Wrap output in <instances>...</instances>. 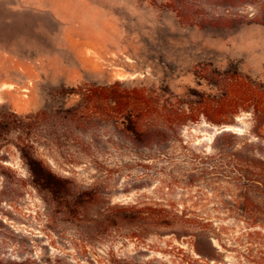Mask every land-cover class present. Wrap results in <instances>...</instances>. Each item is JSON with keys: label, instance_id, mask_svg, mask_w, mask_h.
Returning <instances> with one entry per match:
<instances>
[{"label": "rangeland", "instance_id": "rangeland-1", "mask_svg": "<svg viewBox=\"0 0 264 264\" xmlns=\"http://www.w3.org/2000/svg\"><path fill=\"white\" fill-rule=\"evenodd\" d=\"M232 4L231 14L254 21L196 26L148 0H0V116L51 113L29 135L13 129L1 147L0 264L261 261L258 250L251 252L245 224L225 211L241 204L231 178L215 172L222 164L215 136L224 129L250 134L249 112L233 125L204 118L189 123L160 154L135 146L108 122L74 126L57 114L77 100L63 90L84 83L119 81L188 101L192 89L216 91L217 73L236 69L264 82V0ZM22 136L56 173L78 186H96L101 198L176 203L212 219L221 233L220 241L213 239L217 251L205 246L207 258L189 238L152 233L135 240L124 231L105 235L79 226L31 185L15 145Z\"/></svg>", "mask_w": 264, "mask_h": 264}, {"label": "trees", "instance_id": "trees-1", "mask_svg": "<svg viewBox=\"0 0 264 264\" xmlns=\"http://www.w3.org/2000/svg\"><path fill=\"white\" fill-rule=\"evenodd\" d=\"M156 6L172 10L182 23L205 26L233 25L253 22V18L231 14L237 0H148ZM219 7V8H218ZM224 7V12L218 9ZM227 11V12H225ZM229 13V14H225ZM219 86L214 92L190 90L191 100L174 99L146 87H127L119 81L111 84L84 83L63 90L66 97L76 98L75 104L57 111L74 126L108 122L123 132L137 147L162 153L169 141L179 140L178 133L189 123L201 118L215 125H233L241 112H249L253 122L250 134L222 130L214 138L215 154L222 160L215 172L231 178L240 205L226 208L232 217L245 224L251 238V252L264 261V82L238 70L217 73ZM44 109L18 116L9 112L0 116V151L13 129L33 133L35 124L49 119ZM177 138V139H175ZM16 147L28 170L31 185L68 218L109 235L124 231L125 237L143 239L147 234H171L177 239L189 238L194 251L210 258L205 246L216 250L213 239L220 241V230L212 219L176 203L136 202L113 203L101 198L96 186H78L71 177L56 173L33 151L26 137ZM228 173V174H227ZM254 260L256 264L261 261Z\"/></svg>", "mask_w": 264, "mask_h": 264}]
</instances>
